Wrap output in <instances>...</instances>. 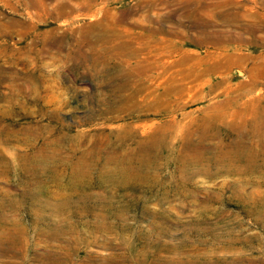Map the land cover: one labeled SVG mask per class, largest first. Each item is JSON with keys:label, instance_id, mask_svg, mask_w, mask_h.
Segmentation results:
<instances>
[{"label": "rangeland", "instance_id": "rangeland-1", "mask_svg": "<svg viewBox=\"0 0 264 264\" xmlns=\"http://www.w3.org/2000/svg\"><path fill=\"white\" fill-rule=\"evenodd\" d=\"M0 264H264V0H0Z\"/></svg>", "mask_w": 264, "mask_h": 264}, {"label": "bare ground", "instance_id": "bare-ground-1", "mask_svg": "<svg viewBox=\"0 0 264 264\" xmlns=\"http://www.w3.org/2000/svg\"><path fill=\"white\" fill-rule=\"evenodd\" d=\"M243 127V126H242Z\"/></svg>", "mask_w": 264, "mask_h": 264}]
</instances>
